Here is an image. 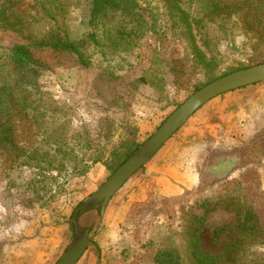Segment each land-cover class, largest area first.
I'll return each mask as SVG.
<instances>
[{
  "label": "rangeland",
  "instance_id": "374dc122",
  "mask_svg": "<svg viewBox=\"0 0 264 264\" xmlns=\"http://www.w3.org/2000/svg\"><path fill=\"white\" fill-rule=\"evenodd\" d=\"M167 1L188 14L197 46L214 61L209 70L189 68L192 83L264 62V10L256 12L252 24L236 15L201 20L203 7L215 0H135L139 15L110 17L97 32L99 48H81L90 61L87 67L72 62L29 78L10 60L12 48L25 43L22 35L0 30V90L13 88L21 100L26 114L17 119L21 135L63 128L64 139L78 155L87 142L114 146L117 126L129 121L138 129L139 145L149 138L196 91L172 87L164 73L166 61L191 63L186 41L171 30ZM26 2L34 6L35 1ZM46 6L54 21L38 5L25 16L29 23L24 31L32 39L60 29L76 43L92 31L91 0H54ZM228 143L209 144L200 159V185L187 195L186 205L133 236L122 246L119 264H166L165 257L160 263L156 256L169 250L180 264H192L193 241L214 264H264V127L247 142L233 141L231 148ZM44 170L19 168L6 176L0 169V258L2 253L15 256L17 248L33 252L35 243L25 239L30 232L41 243L47 259L43 264H54L71 240L74 209L110 176L101 164L76 177ZM242 225L255 229L243 230Z\"/></svg>",
  "mask_w": 264,
  "mask_h": 264
},
{
  "label": "trees",
  "instance_id": "16d2710c",
  "mask_svg": "<svg viewBox=\"0 0 264 264\" xmlns=\"http://www.w3.org/2000/svg\"><path fill=\"white\" fill-rule=\"evenodd\" d=\"M34 1L33 6V4L27 3L26 0H0V30L18 32L25 40L24 44L12 48L10 60L15 69L20 72V75L27 78L38 76L42 72L72 62L87 67L90 61L81 51V48L90 44L95 48H99L100 42L97 39V32L105 27L108 19L115 15H139L134 10L135 0H91L89 23L92 31L88 33L85 39L76 43L72 42L60 29H53L39 39H32L31 34L24 31V26L29 23L25 16L30 12V9H35V5H38L43 15L54 21L51 9L46 6V4L53 5L54 0ZM215 1L203 7L204 12H206L201 20L212 14L217 16L236 15L243 24H249L250 21L252 24L256 12L264 10V0ZM167 3L170 6L171 30H178H174V34L186 41L191 55L190 66L179 59L165 62L164 73L172 87L183 89L192 86L197 91L219 77L250 67L241 65L223 75L210 78L204 84L192 83L188 77V69L202 68L209 70L214 61L213 59H207L205 53L197 46L192 32V22L188 14L181 11L172 2L167 1ZM33 11L38 14L37 10ZM261 63L264 62L253 65ZM209 74L213 77L212 69ZM5 89L9 90L8 93H5ZM5 89L4 93L0 90V169L6 176L19 168H32L54 171L56 177L65 173L76 177L88 173L96 164H101L109 176L139 146L137 141L138 129L132 121L117 126L119 132L114 146L107 147L102 144L92 147L87 142L80 155L77 154L75 146L70 145L71 143L68 144L64 139L63 128H58L48 135L46 131L31 129L30 134L24 137L18 131L17 123L18 117L21 115L26 116L23 111L24 107H21L19 97H14L13 88ZM246 216L250 219L254 218L250 212H247ZM242 229L253 231L255 228L242 225ZM191 247L192 264H214L209 256L198 250L196 242L193 241ZM163 257H165L164 262L166 264H180L181 262L175 256L173 250L159 253L156 256V261L162 263Z\"/></svg>",
  "mask_w": 264,
  "mask_h": 264
},
{
  "label": "crops",
  "instance_id": "0c3cea01",
  "mask_svg": "<svg viewBox=\"0 0 264 264\" xmlns=\"http://www.w3.org/2000/svg\"><path fill=\"white\" fill-rule=\"evenodd\" d=\"M263 127L264 82L207 102L110 199L91 245L76 264H119L122 246L133 236L186 205L187 195L200 185V159L210 143L228 141L231 148L233 141L247 142ZM94 219L93 212L84 217L85 222ZM26 234V242L36 245L34 251L26 247L17 248L15 256L2 253L0 264L46 262L39 239Z\"/></svg>",
  "mask_w": 264,
  "mask_h": 264
},
{
  "label": "water",
  "instance_id": "95a60500",
  "mask_svg": "<svg viewBox=\"0 0 264 264\" xmlns=\"http://www.w3.org/2000/svg\"><path fill=\"white\" fill-rule=\"evenodd\" d=\"M264 82V63L224 75L204 85L178 106L139 147L72 214L73 233L54 264H76L89 247L105 208L117 191L207 102L224 93ZM93 212L96 219L85 222Z\"/></svg>",
  "mask_w": 264,
  "mask_h": 264
}]
</instances>
